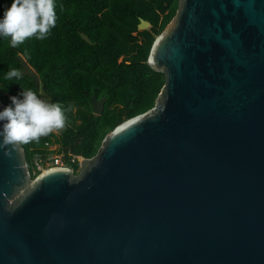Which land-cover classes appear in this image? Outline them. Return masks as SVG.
<instances>
[{
	"label": "water",
	"instance_id": "1",
	"mask_svg": "<svg viewBox=\"0 0 264 264\" xmlns=\"http://www.w3.org/2000/svg\"><path fill=\"white\" fill-rule=\"evenodd\" d=\"M147 64L154 106L80 173L30 179L20 144L0 148V264H264V0H178Z\"/></svg>",
	"mask_w": 264,
	"mask_h": 264
},
{
	"label": "trees",
	"instance_id": "2",
	"mask_svg": "<svg viewBox=\"0 0 264 264\" xmlns=\"http://www.w3.org/2000/svg\"><path fill=\"white\" fill-rule=\"evenodd\" d=\"M6 2L11 0H0V12ZM54 6L56 24L45 39L28 38L11 48L10 37H0V102L9 104L8 97L20 88L40 95L28 77L4 79L10 68L21 70V57L38 74L52 102L66 110L63 134L52 132L20 144L28 163L47 153L46 142L59 145L66 156L91 159L107 134L154 106L165 76L147 60L156 36L175 16L178 0H54ZM141 20L150 28L139 31ZM92 95L105 99L101 116L92 114ZM72 169L78 173L77 164Z\"/></svg>",
	"mask_w": 264,
	"mask_h": 264
},
{
	"label": "clouds",
	"instance_id": "3",
	"mask_svg": "<svg viewBox=\"0 0 264 264\" xmlns=\"http://www.w3.org/2000/svg\"><path fill=\"white\" fill-rule=\"evenodd\" d=\"M55 24L54 0H11L0 12V37H10L9 46L16 48L28 38L45 39ZM22 75L10 68L4 79L13 81ZM8 100L0 108V148L38 141L65 126L66 110L31 89L20 88Z\"/></svg>",
	"mask_w": 264,
	"mask_h": 264
},
{
	"label": "built area",
	"instance_id": "4",
	"mask_svg": "<svg viewBox=\"0 0 264 264\" xmlns=\"http://www.w3.org/2000/svg\"><path fill=\"white\" fill-rule=\"evenodd\" d=\"M46 154L32 157L30 162L25 161L30 179H35L38 176L55 169H72L73 164H77V172L80 169V162L85 158L81 156H66L64 150L57 144L46 142L44 144ZM26 160V159H25Z\"/></svg>",
	"mask_w": 264,
	"mask_h": 264
},
{
	"label": "rangeland",
	"instance_id": "5",
	"mask_svg": "<svg viewBox=\"0 0 264 264\" xmlns=\"http://www.w3.org/2000/svg\"><path fill=\"white\" fill-rule=\"evenodd\" d=\"M78 173H80V169H79V172H78ZM78 173H77V174H78Z\"/></svg>",
	"mask_w": 264,
	"mask_h": 264
},
{
	"label": "flooded vegetation",
	"instance_id": "6",
	"mask_svg": "<svg viewBox=\"0 0 264 264\" xmlns=\"http://www.w3.org/2000/svg\"><path fill=\"white\" fill-rule=\"evenodd\" d=\"M7 3V2H6Z\"/></svg>",
	"mask_w": 264,
	"mask_h": 264
}]
</instances>
